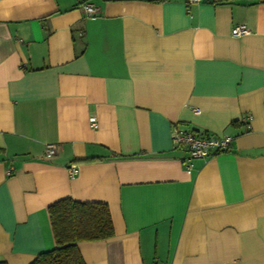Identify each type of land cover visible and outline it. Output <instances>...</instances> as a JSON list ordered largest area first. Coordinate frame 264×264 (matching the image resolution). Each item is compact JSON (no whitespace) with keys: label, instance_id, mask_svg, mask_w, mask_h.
<instances>
[{"label":"crops","instance_id":"0c3cea01","mask_svg":"<svg viewBox=\"0 0 264 264\" xmlns=\"http://www.w3.org/2000/svg\"><path fill=\"white\" fill-rule=\"evenodd\" d=\"M174 128L231 150L188 169ZM64 197L110 211L85 264H264V0H0V261Z\"/></svg>","mask_w":264,"mask_h":264},{"label":"trees","instance_id":"16d2710c","mask_svg":"<svg viewBox=\"0 0 264 264\" xmlns=\"http://www.w3.org/2000/svg\"><path fill=\"white\" fill-rule=\"evenodd\" d=\"M47 209L54 247L38 253L29 264H85L77 242L105 239L114 233L106 202L64 197L49 204ZM0 264L5 263L0 261Z\"/></svg>","mask_w":264,"mask_h":264},{"label":"built area","instance_id":"2783aa9c","mask_svg":"<svg viewBox=\"0 0 264 264\" xmlns=\"http://www.w3.org/2000/svg\"><path fill=\"white\" fill-rule=\"evenodd\" d=\"M188 3L199 2L201 0H186ZM82 8L86 16L96 14L97 7L91 2H85ZM249 30L246 25H236L232 28L233 36H241ZM198 111V109H196ZM249 117L245 116L243 121H248ZM94 124V123H92ZM172 146L185 152L187 168H192L193 159H207L219 153L229 152L231 150L232 137L228 135H214L208 132H197L174 128L171 133ZM55 152V146L48 144L45 148L44 159L48 160ZM69 175L74 176L78 172L76 165L68 169Z\"/></svg>","mask_w":264,"mask_h":264},{"label":"water","instance_id":"95a60500","mask_svg":"<svg viewBox=\"0 0 264 264\" xmlns=\"http://www.w3.org/2000/svg\"><path fill=\"white\" fill-rule=\"evenodd\" d=\"M209 2H211L212 0H208Z\"/></svg>","mask_w":264,"mask_h":264}]
</instances>
